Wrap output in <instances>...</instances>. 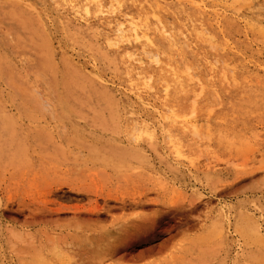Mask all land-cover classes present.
Returning <instances> with one entry per match:
<instances>
[{"label":"rangeland","instance_id":"374dc122","mask_svg":"<svg viewBox=\"0 0 264 264\" xmlns=\"http://www.w3.org/2000/svg\"><path fill=\"white\" fill-rule=\"evenodd\" d=\"M148 1L177 8L226 76L214 86L198 45L159 13L197 88L178 115L171 106L181 102L134 93L86 38L71 40L83 19L59 28L65 17L50 3L31 7L47 44L37 53L0 23V264H264V0ZM8 2L29 0H0V21ZM74 84L111 101L69 102ZM165 125L187 128L177 130L178 145ZM58 181L117 201L92 216L73 219L66 209L34 219L47 209L91 210L84 194L53 192Z\"/></svg>","mask_w":264,"mask_h":264},{"label":"bare ground","instance_id":"6f19581e","mask_svg":"<svg viewBox=\"0 0 264 264\" xmlns=\"http://www.w3.org/2000/svg\"><path fill=\"white\" fill-rule=\"evenodd\" d=\"M44 3H50V10L65 17L64 21L56 22L55 26L59 28L66 29L68 25H71L70 18H68L70 16H73L76 21L83 19L85 21L83 28L79 26L72 28L71 40L77 41V37H80V39L86 38L91 44L90 48L93 55L110 63L114 71L113 77L120 80L119 82L129 87L134 93L139 95L152 93L163 104H167L169 100L181 102L171 106L172 112H176L177 115L183 113L182 102L185 96L195 93L197 88L191 79L189 69L182 68L177 62V53L172 48L175 45L168 44L166 26L159 21V13L169 14L174 19L178 29L177 33L183 36L186 44L198 45L194 50L195 55L208 63V67L213 73L214 86L220 84L226 78L223 72L214 70L211 66L209 62L210 55L203 46L207 40L202 38L195 31V28L182 24L180 11L161 2L154 3L156 8L153 10L152 4L148 0H29L26 5L8 2L3 8L0 23L11 26L9 31L15 37L18 46L27 52H41L47 46L44 38L39 35L36 28L38 17L34 18L27 15L31 11V7L37 6L39 8ZM117 7L120 8L123 14L134 16L136 20L129 23L123 21ZM40 17L43 19L45 16L42 13ZM156 32H158V35H156ZM47 37L49 36L47 35ZM0 39L3 40L4 38L0 36ZM77 43L83 47L81 43ZM136 51H141L144 58L135 57L134 52ZM69 65L68 62L67 67L73 72L74 68ZM73 77L76 80L80 79L79 76ZM66 89H71L67 92L71 91L70 94L74 95L73 98L68 97L69 102L78 104L94 102L96 104L111 101L107 94L101 92L92 95L88 92L89 88L83 89L78 84H74L73 87L67 85ZM219 90L224 91L223 88H219ZM76 91H81V95H78ZM162 91L165 92V98L160 95ZM174 107L175 110H173ZM164 128L166 137L173 145H178L180 142L177 130L188 131L184 126L178 128L165 125ZM62 188H67L68 191L75 194L86 195L88 202L93 203L89 208L91 210L78 206L60 207L57 210L47 209L36 213L34 219L43 221L49 214L48 212H59L66 209L75 212L73 219L81 215L94 214L93 212H109L110 208L113 207H108V202L117 201L116 198L110 195L93 192L67 181L54 182L53 192H59ZM91 197H100L102 205H99L96 199L92 201ZM81 210H83V213Z\"/></svg>","mask_w":264,"mask_h":264}]
</instances>
